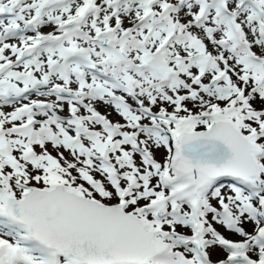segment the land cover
I'll return each instance as SVG.
<instances>
[{
	"label": "snow or ice",
	"instance_id": "6c2138e0",
	"mask_svg": "<svg viewBox=\"0 0 264 264\" xmlns=\"http://www.w3.org/2000/svg\"><path fill=\"white\" fill-rule=\"evenodd\" d=\"M0 264H264V0H0Z\"/></svg>",
	"mask_w": 264,
	"mask_h": 264
}]
</instances>
